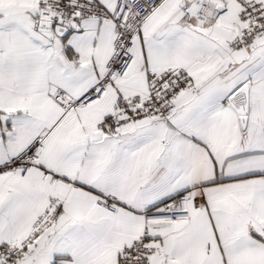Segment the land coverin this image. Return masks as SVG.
Returning <instances> with one entry per match:
<instances>
[{
	"label": "snow or ice",
	"instance_id": "1",
	"mask_svg": "<svg viewBox=\"0 0 264 264\" xmlns=\"http://www.w3.org/2000/svg\"><path fill=\"white\" fill-rule=\"evenodd\" d=\"M0 264H264V0H0Z\"/></svg>",
	"mask_w": 264,
	"mask_h": 264
}]
</instances>
